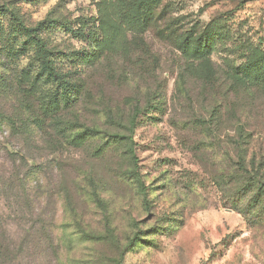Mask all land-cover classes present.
Segmentation results:
<instances>
[{
	"label": "rangeland",
	"instance_id": "obj_1",
	"mask_svg": "<svg viewBox=\"0 0 264 264\" xmlns=\"http://www.w3.org/2000/svg\"><path fill=\"white\" fill-rule=\"evenodd\" d=\"M98 1L0 4L11 5L28 25L53 12L76 28L79 18L95 17ZM155 18L143 41L129 38V56L111 47L95 67L59 61L74 79H91L78 102L81 121L89 125L101 111L96 97L123 107L138 97L153 107L152 120L134 136V171L151 208L125 178L132 167L123 151L101 155L96 141L71 146L51 119L35 134L18 118L12 123L15 106L0 99V264H264V212L256 207L240 215L226 204L237 184H213L232 164L216 155L234 151L231 136L241 127L254 136L245 150L258 153V163L264 159V94H238L227 78L249 49H264V0H164ZM207 29L216 85L199 79L201 65L178 44ZM44 33L67 55L86 48L56 26ZM26 68L34 69L27 58L13 66ZM100 125L118 129L113 121ZM92 178L99 202L88 194Z\"/></svg>",
	"mask_w": 264,
	"mask_h": 264
},
{
	"label": "trees",
	"instance_id": "obj_2",
	"mask_svg": "<svg viewBox=\"0 0 264 264\" xmlns=\"http://www.w3.org/2000/svg\"><path fill=\"white\" fill-rule=\"evenodd\" d=\"M163 1L99 0L95 17L79 18L76 28L71 22L53 17V12L44 21L28 25L11 5L0 4V71L3 74L0 77V89L4 88L3 91L0 90V99H7L15 106L16 115L10 121L14 123L15 118H18L25 128L29 127L37 134L41 122L51 119L58 132L67 134L66 140L71 146L84 147L96 141L99 146L95 151L101 155L107 151H123L132 167L129 176L125 178L136 186L148 210L152 203L148 190L140 173L134 171V167L138 166V145L134 136L140 126L152 120L150 112L153 107L147 108L146 104L142 106L138 97L127 107L113 106L103 102L102 97H96L101 111H97L98 114L94 117L96 121L89 125L81 121L78 102L88 88L89 81L86 80L91 79L89 76L83 80L74 79L63 70L59 61L75 60L76 65L95 67L111 47L118 48L121 54L129 56V38L131 37V41L135 39L136 44L141 42L140 39L144 40ZM48 25L72 34L74 38L84 42L86 48L74 55L58 51L44 33ZM212 38L208 29L203 33L194 31L179 38L178 44L189 60L201 65L199 79L206 84L216 85L218 75L211 59ZM248 52L244 63L227 72L231 90L238 94L242 91L251 93L253 90L264 94V49L257 46ZM23 58L34 64L33 70L13 69ZM185 80L186 77H182L181 85ZM148 100L153 101L149 96ZM215 112L221 114L218 110ZM112 121L118 124V129L113 133L100 127L101 122L109 124ZM231 137L234 151L216 155L217 159L232 162L228 175L222 174L220 180L214 178L213 184L220 187L228 184L235 187L237 184L235 194L227 199L229 202L226 204L240 215L244 216L246 210H255L256 207L264 212V159L258 163V153L245 150L254 136L241 127ZM90 186L94 192L88 193L89 196L99 202L93 178Z\"/></svg>",
	"mask_w": 264,
	"mask_h": 264
}]
</instances>
